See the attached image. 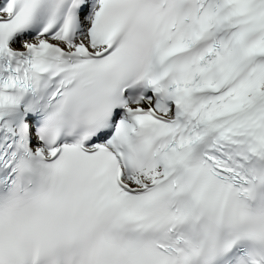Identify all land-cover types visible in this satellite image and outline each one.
<instances>
[{"label": "snow or ice", "instance_id": "6c2138e0", "mask_svg": "<svg viewBox=\"0 0 264 264\" xmlns=\"http://www.w3.org/2000/svg\"><path fill=\"white\" fill-rule=\"evenodd\" d=\"M0 264H264V0H0Z\"/></svg>", "mask_w": 264, "mask_h": 264}]
</instances>
